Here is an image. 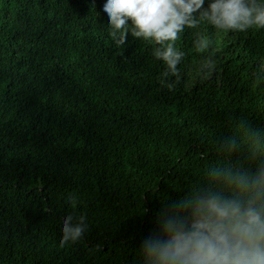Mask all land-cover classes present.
Wrapping results in <instances>:
<instances>
[{
    "label": "trees",
    "instance_id": "1",
    "mask_svg": "<svg viewBox=\"0 0 264 264\" xmlns=\"http://www.w3.org/2000/svg\"><path fill=\"white\" fill-rule=\"evenodd\" d=\"M103 3L0 0V264H145L173 202L264 164V29H186L169 89L152 44L113 41ZM68 214L88 227L62 245Z\"/></svg>",
    "mask_w": 264,
    "mask_h": 264
},
{
    "label": "clouds",
    "instance_id": "2",
    "mask_svg": "<svg viewBox=\"0 0 264 264\" xmlns=\"http://www.w3.org/2000/svg\"><path fill=\"white\" fill-rule=\"evenodd\" d=\"M101 11L117 45L129 34L152 44L153 56L165 65L160 83L169 89L174 84L168 78L181 76L186 54L177 41L186 29H264V0H104ZM193 43L198 53H208L214 42L197 31ZM214 67L205 55L197 70L210 75ZM211 175L222 187L193 193L162 212L159 231L142 243L145 264H264V164L254 172L224 168ZM66 203L75 207V197ZM87 227L85 215H66L61 244L79 240Z\"/></svg>",
    "mask_w": 264,
    "mask_h": 264
}]
</instances>
